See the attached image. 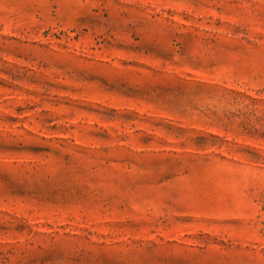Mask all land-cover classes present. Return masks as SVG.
I'll list each match as a JSON object with an SVG mask.
<instances>
[{"label": "rangeland", "instance_id": "1", "mask_svg": "<svg viewBox=\"0 0 264 264\" xmlns=\"http://www.w3.org/2000/svg\"><path fill=\"white\" fill-rule=\"evenodd\" d=\"M0 264H264V0H0Z\"/></svg>", "mask_w": 264, "mask_h": 264}]
</instances>
